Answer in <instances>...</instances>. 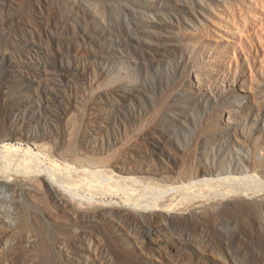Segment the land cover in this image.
<instances>
[{
    "label": "rangeland",
    "instance_id": "1",
    "mask_svg": "<svg viewBox=\"0 0 264 264\" xmlns=\"http://www.w3.org/2000/svg\"><path fill=\"white\" fill-rule=\"evenodd\" d=\"M2 134L145 186L263 169L264 0H0ZM41 185L0 186V264H264V224L237 196L85 210Z\"/></svg>",
    "mask_w": 264,
    "mask_h": 264
},
{
    "label": "bare ground",
    "instance_id": "2",
    "mask_svg": "<svg viewBox=\"0 0 264 264\" xmlns=\"http://www.w3.org/2000/svg\"><path fill=\"white\" fill-rule=\"evenodd\" d=\"M11 136H16L12 135ZM5 135H0V186L20 183L29 190L41 191L42 182L52 185L55 200L59 203L71 201L76 207L85 210L92 209L93 196L107 194H122L124 201L121 206L124 211L163 210L186 214L193 207H202L206 200L213 198L225 199L237 196L240 202L250 207L257 219L264 224V178L256 172H263L260 163H255L253 170L244 176L203 177L182 186L156 183L157 186H145L141 180L132 176L114 175L107 170L103 159L85 161L76 156L71 164L52 158L43 143H35V148H20L11 143ZM86 164H92L93 169ZM258 166V167H257ZM111 172V173H110ZM264 176V175H263ZM243 183V184H242ZM199 186H205V193L197 192ZM165 187L166 189H163ZM89 192L80 195L82 189ZM184 190L174 198L169 194ZM54 197V196H53ZM103 207L105 205L99 204ZM195 209V208H194ZM35 237L29 238L33 244Z\"/></svg>",
    "mask_w": 264,
    "mask_h": 264
}]
</instances>
